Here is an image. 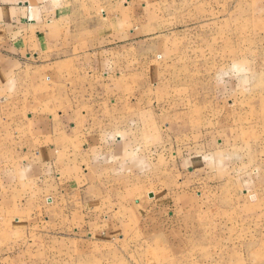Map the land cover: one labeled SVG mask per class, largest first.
<instances>
[{
    "label": "rangeland",
    "instance_id": "obj_1",
    "mask_svg": "<svg viewBox=\"0 0 264 264\" xmlns=\"http://www.w3.org/2000/svg\"><path fill=\"white\" fill-rule=\"evenodd\" d=\"M149 3L146 21L162 27L135 24L100 71L101 88L134 91L87 92L80 110L95 105L120 128L134 96L133 130L147 135L132 141L135 171L115 180L99 150L65 156L85 148L64 150L68 79L32 55L10 61L0 44V264H264V0ZM146 161L158 165L143 187ZM123 196L125 217L90 219L94 201Z\"/></svg>",
    "mask_w": 264,
    "mask_h": 264
},
{
    "label": "crops",
    "instance_id": "obj_2",
    "mask_svg": "<svg viewBox=\"0 0 264 264\" xmlns=\"http://www.w3.org/2000/svg\"><path fill=\"white\" fill-rule=\"evenodd\" d=\"M149 9V0H0V38H2L0 44L6 51L5 53L9 55L10 61L17 63L23 57L32 55L37 61L38 67L52 68L54 76L62 77L64 80L68 79L67 82L62 83L63 92H67L69 101L67 108L71 114L75 113V116L62 121L63 124L70 126L62 136L68 140L64 150H69L71 146L72 150L78 149V147L81 149L83 145L85 148L84 150L82 148L78 153H68L65 156L79 157L83 152L87 153L89 149H94L97 153L99 150L104 162L106 159L109 160L108 162H112L106 166L99 162L100 166L98 164L97 167L99 170L102 169L100 172L114 180L121 166L126 165L127 168H123L122 171L129 174L135 171L129 166V161L135 157L136 152L132 141L135 140L136 134L140 137L137 139L141 140H144L147 135V131L141 130L138 133L133 130V124H139L134 120V105L129 103L132 102L134 96L128 97L125 94L123 96L126 114L119 115L124 120V123L120 124L122 125L120 128L116 127L119 124L110 123L111 120L106 121L99 118V114L102 115L103 112L96 114L97 107L95 105L80 111L83 108L82 100L85 99L87 92L95 96L96 92L124 91L128 93L134 91L133 88H101L103 76L100 71L103 64L108 61L117 63L120 58L119 53L111 49L117 50L119 46L125 49V44L133 41L135 24H140L139 26L142 28L158 29L162 27L161 24L152 25L146 21L150 15L147 12ZM120 75V77L127 78L137 76L133 69L120 73ZM139 94L144 93L141 91ZM128 98L131 100L128 101ZM74 99L77 100V105L74 104ZM116 104V100L105 104L106 108L110 110V115L111 110L116 109ZM90 116L95 118L89 119ZM113 119L116 118L112 116ZM142 121H145L142 124L150 123L148 119ZM108 141L109 145H104L103 142ZM83 142L85 143L82 144ZM65 145L63 144V146ZM120 157H125L126 162H120ZM157 165L146 161L142 171L139 169L136 174H141L144 170L156 172ZM68 167L69 172H75L77 169ZM160 172L163 171L160 170ZM143 175L144 173L142 174L144 178L139 175L138 179L142 180L143 187H147L150 175ZM78 176L77 182L80 184L82 180L80 175ZM71 178L72 175L68 174L69 183L73 182ZM160 181L165 184L163 174L156 176L153 183ZM169 189L172 190L173 186ZM175 191L177 192L176 189H174ZM123 197L121 202H118L114 207H107L102 200L94 201L92 203L94 209L91 211L93 215L90 219L98 222L101 220V216L108 212L113 215V218L125 217L119 215L129 206V199ZM145 200L142 198L136 202L137 207L145 206L146 208L154 199L148 198L147 205L144 203ZM83 214L84 210L77 214L81 230L86 229L84 227L86 220L79 217ZM83 216L85 217V215Z\"/></svg>",
    "mask_w": 264,
    "mask_h": 264
}]
</instances>
